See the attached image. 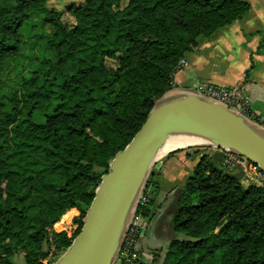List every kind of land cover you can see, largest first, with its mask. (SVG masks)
Returning <instances> with one entry per match:
<instances>
[{"label":"trees","instance_id":"trees-1","mask_svg":"<svg viewBox=\"0 0 264 264\" xmlns=\"http://www.w3.org/2000/svg\"><path fill=\"white\" fill-rule=\"evenodd\" d=\"M0 0V264H55L80 233L102 176L175 86L178 61L242 19L249 0ZM51 28L18 87L6 65L23 28ZM258 123V119H256ZM226 154H203L188 177L163 264H264V186L246 184ZM153 173L145 193L156 194ZM154 199L139 212L149 222Z\"/></svg>","mask_w":264,"mask_h":264},{"label":"water","instance_id":"water-1","mask_svg":"<svg viewBox=\"0 0 264 264\" xmlns=\"http://www.w3.org/2000/svg\"><path fill=\"white\" fill-rule=\"evenodd\" d=\"M182 134L205 141L199 144L244 155L264 170L261 125L196 92L170 93L112 159L82 230L55 264H113L161 147L170 137Z\"/></svg>","mask_w":264,"mask_h":264},{"label":"crops","instance_id":"crops-1","mask_svg":"<svg viewBox=\"0 0 264 264\" xmlns=\"http://www.w3.org/2000/svg\"><path fill=\"white\" fill-rule=\"evenodd\" d=\"M251 10L242 19L219 29L210 37L200 39L193 51L186 55L187 65L174 78L176 87L171 93L194 88L200 82H212L222 86L242 83L252 97V109L264 128V0H249ZM172 140L161 147L149 174L159 185L151 205L153 215L147 230L140 238L138 264H163L167 247L175 238L183 237L175 232L173 220L179 208V200L188 177L193 173L203 145L195 143L177 147L161 155ZM217 150L214 149L213 153Z\"/></svg>","mask_w":264,"mask_h":264},{"label":"built area","instance_id":"built-area-1","mask_svg":"<svg viewBox=\"0 0 264 264\" xmlns=\"http://www.w3.org/2000/svg\"><path fill=\"white\" fill-rule=\"evenodd\" d=\"M187 63L188 61L185 57L181 58L174 68L173 76L175 77ZM172 85L176 87L174 80ZM188 91L196 92L208 99L221 103L229 109L240 113L248 120L259 124L256 121L258 117L252 109V97L246 86L242 83L234 86H222L212 82H200L194 88L188 89ZM215 148L216 150L225 152V165L229 167L237 166L241 169L246 184L251 183L264 186V170L259 165L239 153L227 149ZM148 203L149 196L145 193L144 187L139 197L137 209L129 221L125 236L113 264H134L140 258L139 241L144 231L147 230L148 221L138 210L140 207L147 206Z\"/></svg>","mask_w":264,"mask_h":264},{"label":"rangeland","instance_id":"rangeland-1","mask_svg":"<svg viewBox=\"0 0 264 264\" xmlns=\"http://www.w3.org/2000/svg\"><path fill=\"white\" fill-rule=\"evenodd\" d=\"M81 1L82 0H50V5L63 10L64 20L72 23L74 21V17L70 12H68L67 7L71 3L78 4ZM50 32V26L43 23V21L38 17H34L30 23L23 28L22 34L24 37V44L22 47V55L20 59L11 60L6 65L4 73V77L7 79V87L5 89L6 92L18 87L21 77L27 74L32 65L33 59L39 56L44 50L45 43ZM258 121L262 123L260 119H258ZM214 149H216L214 146L203 147L199 153H193V156L197 158V155L201 156L205 153H213ZM64 252L56 249L55 247H52L51 250L48 251V245H45L43 255H47L49 259H52L54 263H56ZM14 260L17 264H25L22 253H17ZM134 264L138 263L135 262Z\"/></svg>","mask_w":264,"mask_h":264},{"label":"bare ground","instance_id":"bare-ground-1","mask_svg":"<svg viewBox=\"0 0 264 264\" xmlns=\"http://www.w3.org/2000/svg\"><path fill=\"white\" fill-rule=\"evenodd\" d=\"M180 138H185V140H182L181 142H179V143H171L167 148H165V150H163L162 151V153H161V155H165L169 150H171V149H174V148H179V147H183V146H187V145H190V144H193V146H194V144L195 143H204L205 141L204 140H202V139H200V138H197V137H192V136H189V135H176V136H172V137H170L168 140H167V142H166V144L164 145V147L169 143V142H171L172 140H176V139H180ZM163 147V148H164ZM162 148V149H163ZM161 149V150H162ZM159 154V153H158ZM132 206H133V203H131L130 204V206H129V210L128 211H130L131 210V208H132ZM129 213V212H128Z\"/></svg>","mask_w":264,"mask_h":264}]
</instances>
